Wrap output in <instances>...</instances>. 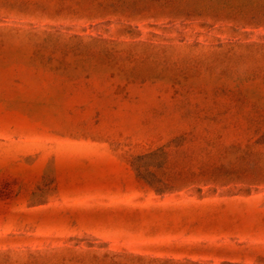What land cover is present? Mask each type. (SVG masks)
<instances>
[{
	"label": "rangeland",
	"instance_id": "rangeland-1",
	"mask_svg": "<svg viewBox=\"0 0 264 264\" xmlns=\"http://www.w3.org/2000/svg\"><path fill=\"white\" fill-rule=\"evenodd\" d=\"M0 264H264V0H0Z\"/></svg>",
	"mask_w": 264,
	"mask_h": 264
}]
</instances>
